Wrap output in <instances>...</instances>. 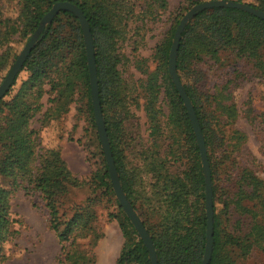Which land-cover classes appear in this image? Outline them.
I'll return each instance as SVG.
<instances>
[{
	"label": "trees",
	"instance_id": "obj_1",
	"mask_svg": "<svg viewBox=\"0 0 264 264\" xmlns=\"http://www.w3.org/2000/svg\"><path fill=\"white\" fill-rule=\"evenodd\" d=\"M57 1L74 3L88 21L94 46L98 97L115 167L123 192L151 236L157 263L199 264L204 251L206 227L204 176L191 122L168 70V54L179 16L168 29L166 38L156 46L153 58L160 66L164 94L169 103L167 120L173 126L183 128L192 154V163L180 175L164 176L163 185L159 176L153 185L156 189L146 197L147 203L144 207L137 203L138 195L127 178L125 164L116 145V132L122 131L126 118L121 112L127 108L128 101L126 83L118 69L121 56L117 51L116 39L122 34L124 27L121 20L122 11L127 13L130 10L131 14L135 6H138L142 12H147L144 14L146 16L149 13L154 14L157 8L165 9L166 2L16 0L21 27L19 28L14 21L11 24L10 19H0V45L8 39L9 32L17 30H20L22 37L27 39L36 29L41 17ZM184 1L187 6H192L204 0ZM247 4L264 11V0ZM224 51L231 52L234 56L253 59L255 66L264 75V19L234 7L206 8L195 14L185 25L177 49L176 71L198 119L210 167L213 246L208 264H236L237 258L247 255L255 245L264 251V233H255L261 227L264 230V224L261 221L259 223L257 219L260 212L257 204L253 203L250 208L242 209L251 214L250 232L248 230L244 235H236L232 230H228L216 212L218 187L215 180L219 164L213 151L218 141L222 144L227 141L224 129V125L227 124L221 120V108L215 101L213 104L212 95L199 88L200 71L196 64L206 58L218 59ZM9 55H1V71L5 68V61ZM11 57L14 59L16 55L12 54ZM64 60L65 65L59 69L60 61ZM21 71H25L27 77L21 81L16 92L9 99H5ZM19 72L7 92L0 98V176L9 178L13 185L23 184L26 193L29 187L39 193L47 210L49 227L55 231L61 242L60 264L70 260L74 264H86L91 260L89 258L83 260L85 253L77 250L76 246L80 239L91 237L93 247L99 238L94 211L90 209L81 212L87 209L93 198L89 199L86 206L71 205L70 216L67 218H64L68 210L64 201L72 192L70 191L72 188L88 183L94 188L101 184L105 192L114 195L105 159L103 169L93 173L89 181L80 180L68 169L57 150L41 146L35 149L34 136L37 131L29 127L30 118L40 108L39 99L45 91L43 84L46 83L47 92L54 93L51 101L57 105L64 104L67 99L72 98L78 86H83L90 121L92 127L96 128L83 33L73 12L61 9L54 15L51 22L40 32ZM149 80L147 78L145 84L144 110L149 121L150 134H153L158 130L154 103L160 85L150 83ZM231 116L227 113L226 119ZM242 182L246 185L240 184L242 185L239 188L240 196L253 202L258 200L264 214V180L245 170ZM8 197L9 190L0 184V262L7 257L4 243L11 241L17 234V230L13 228L16 220L11 217ZM229 202L230 200H221L223 211L228 209ZM113 204L115 211H109L107 216L109 219H116L124 238L116 264H151L146 246L116 198Z\"/></svg>",
	"mask_w": 264,
	"mask_h": 264
},
{
	"label": "rangeland",
	"instance_id": "obj_2",
	"mask_svg": "<svg viewBox=\"0 0 264 264\" xmlns=\"http://www.w3.org/2000/svg\"><path fill=\"white\" fill-rule=\"evenodd\" d=\"M164 1L165 9L156 7L154 14L146 16L144 14L147 12H142L138 6H135L131 14L130 10L127 13L122 11L124 27L116 39L117 51L121 56L118 69L126 83L128 99L127 108L121 112L126 118L122 131L116 132V145L123 158L127 178L138 195L137 203L144 207L146 197L156 189L153 185L159 176L163 185L164 176L180 175L192 163L183 128L173 126L167 120L169 103L164 94L160 66L153 58L156 46L166 38L175 18L179 16L180 20L191 6H187L184 0ZM256 1L240 0L244 3ZM0 19H10L11 24L14 21L21 27L16 0L0 1ZM7 35L8 39L0 45V57L10 55L5 61V68L0 70V83L31 36L23 38L20 30ZM12 54L16 55L14 59ZM65 62L60 61L59 69ZM196 68L200 71L199 88L212 95L213 104L215 101L221 108V120L227 124L224 125L227 141L223 144L218 141L213 151L219 164L215 180L218 187L216 212L228 230L236 235H244L248 230L250 232L251 214L242 209L257 204L260 210L258 222L264 224L260 202L250 201L239 194L240 184L246 185L242 182L245 170L264 180V75L255 66L253 59L234 56L226 51L218 59H203L196 64ZM26 77L25 71L18 73L5 99L16 92ZM147 78L151 80L150 83L160 85L154 103L158 130L153 134H150L144 110ZM43 86L45 91L39 99L40 108L29 120V127L37 131L34 136L35 149L41 146L57 150L74 175L80 180L89 181L93 173L103 169L105 158L97 129L92 127L86 108L85 90L83 86H78L72 98L57 105L51 101L54 93L47 92L46 83ZM227 113L232 115L231 118L226 119ZM9 181V178L0 176V184L9 190V210L11 217L16 220L13 228L17 234L11 241L4 243L7 257L0 264H60L61 242L49 227L47 210L39 193L31 187L26 193L23 184L13 185ZM70 191L64 201L68 208L64 218L70 216L71 205L86 206L89 199L93 198V202L81 212L90 209L94 211L97 217L96 232L99 234L93 247L91 237H87L77 241L76 249L85 253L83 260H91L86 264H116L114 261L124 238L116 219L107 216L109 211H115V194L105 192L101 184L94 188L89 183ZM223 199L230 200L225 211L222 210ZM255 233L263 234L264 230L261 227ZM110 241L112 246L107 251L106 243ZM64 264L74 263L70 260ZM236 264H264V251L255 245L247 255L238 257Z\"/></svg>",
	"mask_w": 264,
	"mask_h": 264
},
{
	"label": "water",
	"instance_id": "obj_3",
	"mask_svg": "<svg viewBox=\"0 0 264 264\" xmlns=\"http://www.w3.org/2000/svg\"><path fill=\"white\" fill-rule=\"evenodd\" d=\"M234 7L239 8L245 11H248L258 17L264 19V11L252 7L247 3L236 1V0H204L192 5L180 18L171 42L169 54H168V70L172 81L178 91V94L183 100V104L186 108L189 120L191 122V126L193 128L197 145L199 148L203 176H204V204H205V216H206V227H205V243H204V251L202 255V259L199 264H208L212 246H213V204H212V185H211V177H210V167L207 157L206 146L204 143L203 134L196 117L193 105L191 103L190 98L188 97L182 82L179 79V76L176 71V55L177 49L181 37V33L183 28L188 23V21L199 11L204 10L206 8L211 7ZM61 9H67L75 14L78 18L84 39V45L86 50V58H87V66L89 72V82H90V93H91V101L93 106V116L96 124L97 133L99 136V140L101 143L102 152L104 154V158L107 165V170L109 174V178L112 184V189L114 194L119 201L120 205L126 216L129 218V221L137 231L139 237L142 239L144 245L149 254L151 264L157 263V255L155 248L152 243V239L140 218L136 214L134 208L131 203L127 199L125 193L123 192L120 184V180L118 177V173L115 167L114 159L112 156L110 143L108 140V135L105 127V123L103 120L99 97H98V87H97V76H96V67H95V58H94V46L92 35L90 32V28L88 25V21L85 18L83 12L80 8L74 3L68 1H57L52 4L50 9L41 17L36 29L28 38L17 57L13 61L11 67L0 83V98L7 92L9 87L11 86L16 74L19 72L25 58L28 53L35 45L40 32L43 30L46 24L50 23L55 14Z\"/></svg>",
	"mask_w": 264,
	"mask_h": 264
},
{
	"label": "crops",
	"instance_id": "obj_4",
	"mask_svg": "<svg viewBox=\"0 0 264 264\" xmlns=\"http://www.w3.org/2000/svg\"><path fill=\"white\" fill-rule=\"evenodd\" d=\"M108 246H107V251H109V248H111V246H112V242L110 241L109 243H106ZM120 250V249H119ZM118 253H119V251H118ZM118 253H117V255L116 256H118ZM117 258V257H116ZM116 258H115V261L114 262H116Z\"/></svg>",
	"mask_w": 264,
	"mask_h": 264
}]
</instances>
